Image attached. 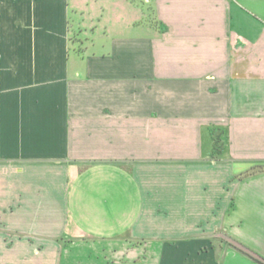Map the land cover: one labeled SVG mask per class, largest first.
<instances>
[{
	"label": "crops",
	"instance_id": "1",
	"mask_svg": "<svg viewBox=\"0 0 264 264\" xmlns=\"http://www.w3.org/2000/svg\"><path fill=\"white\" fill-rule=\"evenodd\" d=\"M262 165L264 0H0V203L35 199L40 236L188 235L225 203L259 249ZM188 252L102 240L0 264Z\"/></svg>",
	"mask_w": 264,
	"mask_h": 264
},
{
	"label": "rangeland",
	"instance_id": "2",
	"mask_svg": "<svg viewBox=\"0 0 264 264\" xmlns=\"http://www.w3.org/2000/svg\"><path fill=\"white\" fill-rule=\"evenodd\" d=\"M73 39L76 44H79L84 40V37L80 31H76L73 34ZM262 167L264 168V165ZM35 201L30 198L29 202L24 204L16 198L10 205L0 203L1 258L8 257L13 260L37 262L42 253L46 256L55 255L58 257L63 255L68 246L100 244L103 240L113 246H119L124 241L138 246L147 244L170 245L174 248L185 246L189 251L185 255L186 259L183 258V263L177 261L176 264H262L233 244L231 239L264 257L261 251L264 246L260 241L255 243L259 249L245 243V230L240 223H238L237 229L230 230L227 220L229 206H226L225 203L213 206V212L201 215L192 225L189 223L188 235L87 237L67 233L70 231L69 229L74 228L70 221L43 222L45 228H50L54 224L53 227L59 230L57 231L59 234L40 236V206ZM173 250V255L176 256L177 250Z\"/></svg>",
	"mask_w": 264,
	"mask_h": 264
},
{
	"label": "water",
	"instance_id": "3",
	"mask_svg": "<svg viewBox=\"0 0 264 264\" xmlns=\"http://www.w3.org/2000/svg\"><path fill=\"white\" fill-rule=\"evenodd\" d=\"M231 242L233 244H235L237 247L241 248L242 250H244L245 252H247L249 255L253 256L254 258L259 259L260 261L264 262V257L261 256L260 254L254 252L253 250H251L250 248L244 246L243 244H241L240 242H237L234 239H231Z\"/></svg>",
	"mask_w": 264,
	"mask_h": 264
},
{
	"label": "trees",
	"instance_id": "4",
	"mask_svg": "<svg viewBox=\"0 0 264 264\" xmlns=\"http://www.w3.org/2000/svg\"><path fill=\"white\" fill-rule=\"evenodd\" d=\"M239 248V247H238ZM241 249V248H240ZM244 251V250H243ZM245 252V251H244ZM247 253V252H245ZM248 254V253H247ZM253 257V256H252ZM254 258V257H253ZM256 260H258L260 263L264 264V262L260 261L259 259L255 258Z\"/></svg>",
	"mask_w": 264,
	"mask_h": 264
}]
</instances>
